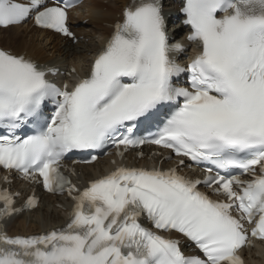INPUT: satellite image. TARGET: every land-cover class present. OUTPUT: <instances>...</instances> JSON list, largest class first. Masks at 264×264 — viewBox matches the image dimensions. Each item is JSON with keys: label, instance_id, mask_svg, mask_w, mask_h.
I'll return each instance as SVG.
<instances>
[{"label": "snow or ice", "instance_id": "snow-or-ice-1", "mask_svg": "<svg viewBox=\"0 0 264 264\" xmlns=\"http://www.w3.org/2000/svg\"><path fill=\"white\" fill-rule=\"evenodd\" d=\"M79 2L0 0V29L33 16L38 27L75 40L69 10ZM183 13L187 39L200 47L187 68L172 58L183 46L169 42L161 0L128 5L88 74L72 69L71 86L49 79L55 69L0 48V168L74 202L65 228L12 237L4 221L38 200L17 208L0 190V264H244L241 250L264 241V0H185ZM138 126L157 131L139 137ZM145 144L170 151L176 167L121 165L84 188L61 170L72 152L94 163L111 148L123 159L122 148ZM185 160L204 179L181 175ZM145 217L204 258L185 255L179 240L145 227Z\"/></svg>", "mask_w": 264, "mask_h": 264}, {"label": "bare ground", "instance_id": "bare-ground-1", "mask_svg": "<svg viewBox=\"0 0 264 264\" xmlns=\"http://www.w3.org/2000/svg\"><path fill=\"white\" fill-rule=\"evenodd\" d=\"M129 0H90L82 7L73 9L70 19L74 24L73 30L83 40L72 44L66 38L56 34L38 30L25 23L8 29H0V45L15 54H24L41 65L59 67L64 72L63 78L71 80L72 69L76 68L79 75L89 70L90 59L105 45L110 37L113 26L121 21L123 8ZM179 7L175 5L168 14L174 16ZM176 30L181 29L178 22L172 24ZM127 161L135 165H152L158 158L133 161L130 154ZM115 168L109 158L87 166H75L73 179L83 187L87 183ZM21 193L28 192L27 185L16 182L13 186ZM33 190V189H31ZM41 203L34 211L23 212L18 217L7 221V230L12 235H32L63 226L68 221L72 202L66 196H49L37 191ZM247 264H264V244L244 250Z\"/></svg>", "mask_w": 264, "mask_h": 264}]
</instances>
